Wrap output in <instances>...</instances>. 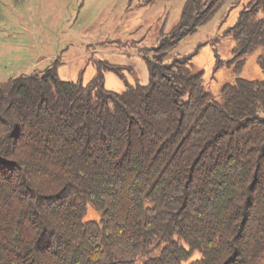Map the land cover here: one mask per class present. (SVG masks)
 Here are the masks:
<instances>
[{
	"label": "trees",
	"instance_id": "obj_1",
	"mask_svg": "<svg viewBox=\"0 0 264 264\" xmlns=\"http://www.w3.org/2000/svg\"><path fill=\"white\" fill-rule=\"evenodd\" d=\"M226 1H185L145 84L105 61L86 84L56 63L0 82V264H264V0L226 31L237 71L263 50L261 79L215 98L167 57Z\"/></svg>",
	"mask_w": 264,
	"mask_h": 264
},
{
	"label": "rangeland",
	"instance_id": "obj_2",
	"mask_svg": "<svg viewBox=\"0 0 264 264\" xmlns=\"http://www.w3.org/2000/svg\"><path fill=\"white\" fill-rule=\"evenodd\" d=\"M146 1L0 0V82L40 74L56 63L61 80L86 84L96 73V62L105 61L122 68L129 85L145 84L148 73L141 56L176 25L186 0ZM247 1L227 0L167 56L190 57L191 74H200L204 90L215 98L236 77L262 78L257 63L262 49L249 54L239 71L231 60L234 41L226 31ZM104 86L115 93L125 90L111 71L104 73ZM86 219L96 220L98 214L89 209Z\"/></svg>",
	"mask_w": 264,
	"mask_h": 264
}]
</instances>
